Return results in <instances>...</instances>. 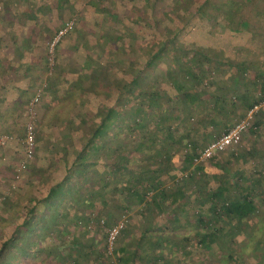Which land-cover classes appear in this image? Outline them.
Wrapping results in <instances>:
<instances>
[{
  "label": "rangeland",
  "instance_id": "1",
  "mask_svg": "<svg viewBox=\"0 0 264 264\" xmlns=\"http://www.w3.org/2000/svg\"><path fill=\"white\" fill-rule=\"evenodd\" d=\"M0 12V65H11L9 78L0 79V173L15 174L0 189V242L13 232L19 246L1 260L18 253L29 264L26 246L50 245L43 232L54 220L53 228L70 224L67 237L42 257L60 259L77 236L93 243L92 264L97 255L106 264L101 252L109 264H128L118 260V245L128 255L137 244L145 264L173 257L180 264H264V195L243 219L213 217L205 199L220 186L234 196L249 181L264 188V109L238 149L186 159L264 98V0H0ZM66 22L72 27L59 35ZM159 45L160 56L146 64ZM125 84L128 102L117 103L113 127L90 142ZM29 121L35 149L26 164ZM93 142L100 147L94 165ZM78 150L87 163L77 158L74 169L86 168L90 179L66 182L62 203L34 208L64 181L60 160L71 162ZM29 207L34 215L23 224ZM119 224L110 244L108 230ZM217 229L224 236L203 248L201 235Z\"/></svg>",
  "mask_w": 264,
  "mask_h": 264
},
{
  "label": "trees",
  "instance_id": "2",
  "mask_svg": "<svg viewBox=\"0 0 264 264\" xmlns=\"http://www.w3.org/2000/svg\"><path fill=\"white\" fill-rule=\"evenodd\" d=\"M101 9H103L104 11L106 10V8L104 9V6H102ZM32 18H34V16ZM154 24L156 25L155 22H154ZM19 29H21V25L19 26ZM26 37H28V35L22 36L23 39ZM164 43H165V41H164ZM163 49H164V47L162 45H159V47L155 50V52H153V54H151V58L149 60H147L145 63L149 65V63L152 61V59L154 57L160 56ZM5 69H7V71H5ZM10 70H11V65L2 66V68L0 65V79H2L5 74H7L9 76L8 73ZM18 74L21 78L25 77V72H23V71L22 72L20 71ZM8 76H6V77L8 78ZM4 79H6V78H4ZM136 81H137V79L132 78V83H134ZM129 90L130 89L127 86V84L120 87V89L118 90V92L115 96L116 101L114 103L112 102V104H110V106H108V108L104 112V116L101 118L100 122L94 126L93 132L88 137V140L90 142L97 139V138H101L102 135L106 134L107 131L111 130V127H113V126H111L110 122H112L114 120L113 118L118 113L117 103L122 102L123 106H124L125 103L128 102L127 93H129ZM88 91L90 93L93 92L90 90H88ZM86 95H89V94H86ZM180 97H183V99H187L188 93L184 92ZM250 105L251 104H249L247 107H250ZM121 107H122V104H121ZM198 136L199 137H198L197 141L199 139H203V135L201 134V132L198 133ZM200 142H202V140ZM195 143L196 142H194L193 144H195ZM196 147L193 146V149H195ZM187 158L189 161H192L193 154L186 155V159ZM0 175L3 176L2 180H0L1 181L0 182V189L2 188V184H4V183L7 184L8 186L11 185L10 180H13L15 177V174H13L14 176H10V173H7L6 175H4L3 172L0 173ZM235 181L238 182L237 180H233V182H235ZM62 186L63 185L61 182H56L54 185L49 186L48 193L45 195V198L47 200L43 203L42 198L36 199V202H35L33 207L34 208H35V206H40V207L43 206L44 207L46 205L47 201L51 203V202H53V199L59 198L60 189ZM249 188H248V186L242 185L238 191L239 196L238 197L234 196V198H230V197H228V195L223 194V191H224L223 187L220 186L218 188V190L213 192L210 196L206 195L207 197L205 199H207V202L209 203L206 211L208 212V214L210 213L213 217L217 216L218 218H219V216H226V217H232V218H237V219H243L246 216H249L250 214H252V212L254 210V206H253L252 200H251L250 195H249L250 192L252 191L251 190L252 186H250ZM205 199L202 198L201 211H203L206 208L204 206L205 205V203H204ZM34 208H30V207L28 208V213L23 218V224L26 223L27 219L29 218V215H31V216L34 215V212H35ZM60 213H62V212L59 211V214ZM51 215L56 216L57 213L54 212ZM61 216L64 217V214L62 213ZM75 220H77V218H75ZM55 222L56 221H54V220H50L49 221L50 224L48 223L50 225L49 228L46 227V228H48L49 231L47 232L45 230V232H43L44 233L43 236L46 235V236H48L49 240H51L50 245H46V243H44L46 239H44V241L42 243L38 242L37 245L34 246V248L29 247V245H27L26 246L27 248H25V253H27V256H25L27 258L26 261H28L29 264H92V263H90L91 261L89 259V257L92 254L89 255L88 251H91V252L95 251L93 243L90 241L91 243L86 244L84 241L79 240L77 236L72 237V239L69 241V243L71 244V247H73L72 250L70 252L63 253V255L61 256L60 259H57L56 257H58V256H54V255L53 256L55 258H52L51 256H46V255H50V253L45 254V257L41 256L42 252L44 253L46 250H49V249L51 250L53 247H50V246H52L54 244H57L59 246L58 248H61L60 245H62V244H60V242H59L60 239L62 237L63 238L67 237V234L64 233L63 230L66 229L67 227H69L70 224H63V226H62V224L59 223V225L56 228H53L56 226ZM19 225L20 224H18L17 227H19ZM94 229H92V230H94L95 232L99 231V230H97V227H95ZM51 232L56 233V236H50ZM2 234H4V233H2ZM219 235L224 236L222 230L220 231L218 229L216 232H208V233L202 234L201 239H200V243L203 246V248H208L216 241V239L218 238ZM139 239L142 240L143 238L140 237ZM17 240H18V235H17V233H13V232L10 235H8V233H6V236L3 239H1V242H0V263L1 264H23L24 263L23 258H21V256H19L18 253H17V255L13 256L9 260H6V261L1 260L2 257L5 258L8 256V252H7L8 249H10V252H11L12 244L19 247ZM63 250H64V248H63ZM81 250L83 251V253L80 252ZM138 250H139V244H137L133 250H128L127 252L125 251L128 254V255H126L124 253V249L118 245L117 252H121V255L120 256L118 255L119 256L118 260L123 261L125 263L127 262L128 264L129 263H131V264H145V262L143 263V261H142L143 257L139 256ZM101 254H102V257H103V255L105 256L104 260L106 261V264H109V260H108L106 253L101 252ZM125 255H126V257H125ZM157 256H158V254H157ZM69 258H70V260H69ZM95 259L97 261V262H94L95 264H100L102 262V259L100 258L99 255L95 256ZM175 259L176 258H174V257L167 259L166 264H180V262H182V260L175 262ZM59 260H62V262H58ZM144 261H147V260H144ZM197 264H202V262H199V263L197 262ZM218 264H229V263L219 262ZM236 264H239V263H236Z\"/></svg>",
  "mask_w": 264,
  "mask_h": 264
},
{
  "label": "built area",
  "instance_id": "3",
  "mask_svg": "<svg viewBox=\"0 0 264 264\" xmlns=\"http://www.w3.org/2000/svg\"><path fill=\"white\" fill-rule=\"evenodd\" d=\"M71 27V23L66 22L64 28L59 30V35H62ZM262 109H264V98L258 102L253 103L247 109L245 117L243 119L235 122L226 131L214 137L205 146L200 148L198 152L193 155L192 161L198 163L208 160L217 153L225 151L227 148L238 149L241 145L244 134L251 127L253 119L255 118L256 114ZM23 149L24 155L26 157V160H24V162H26L27 164V160L33 157L35 149L34 128L30 121L26 125L25 135L23 138ZM23 166L25 165L23 164ZM121 225L122 224L115 225L108 230V241L110 244H112V242H114L115 238L117 237Z\"/></svg>",
  "mask_w": 264,
  "mask_h": 264
},
{
  "label": "crops",
  "instance_id": "4",
  "mask_svg": "<svg viewBox=\"0 0 264 264\" xmlns=\"http://www.w3.org/2000/svg\"><path fill=\"white\" fill-rule=\"evenodd\" d=\"M6 76H8L7 74H5L4 75V77H3V79L4 78H6V79H8L9 78V76H8V78L6 77ZM1 84H3V82L1 83ZM256 126L258 127V125H257V123H256ZM38 132L40 133V134H42L39 130H38ZM62 143V142H61ZM62 145H63V143H62ZM91 148H94V149H97L98 151H97V155L95 156V158L94 159H92V162L91 163H93L92 165H94V162L95 161H97L98 160V152H99V149H100V147H99V142H93L92 143V145H91ZM81 149H82V147H80L79 148V150L81 151ZM77 151L75 154H74V156H73V158H72V161L71 162H69V163H67V162H65V161H63V159H61L60 160V163H59V165H62V166H65V168L64 169H62V171H64V170H67L68 172H67V174H66V177H63L64 178V181H60L61 183H62V187H61V189H60V194H59V198H57V202H60V203H62L64 200H63V196L65 195L66 197H68V191H63L66 187H68V184H66V182H68V181H77L79 178H80V176L82 175V177L85 179V180H89L90 178L88 177V175H89V173L87 172V171H85V169L86 168H82V171L80 170L79 172H76L75 171V169H74V166H75V162L77 161V158L78 159H80L82 162L81 163H79L78 165H83V166H85L86 165V163L87 162H84L83 161V158H81V157H83V156H80L81 155V152L80 151ZM85 153H87V152H85ZM83 155H85L84 154V152L82 153ZM35 158H37V157H35ZM34 158V159H35ZM96 164H97V162H95ZM93 170L94 171H96V166H94L93 167ZM58 181V182H59ZM243 186H248V188H249V186H252L253 188H255L254 189V191H251L250 192V198H251V200H252V203H253V206H254V210H253V212L252 213H255L257 210H258V204L260 203V196H263L264 195V188L262 187V186H256V187H254V183H251L250 181H249V184H247V183H245V185L243 184ZM258 188H260V189H258ZM71 189H73L72 187H71ZM250 189V188H249ZM223 194H226V195H228V197H230V198H234V195H232V194H230V191L229 190H227V189H224V187H223ZM227 190V191H226ZM64 193V194H63ZM255 193V194H254ZM239 196V194H238V192H237V196L236 197H238ZM235 197V198H236ZM55 200V199H54ZM54 202V201H53ZM64 204V203H63ZM92 212V211H91ZM94 212H92V214H93Z\"/></svg>",
  "mask_w": 264,
  "mask_h": 264
}]
</instances>
